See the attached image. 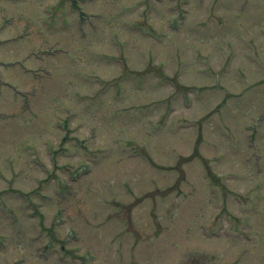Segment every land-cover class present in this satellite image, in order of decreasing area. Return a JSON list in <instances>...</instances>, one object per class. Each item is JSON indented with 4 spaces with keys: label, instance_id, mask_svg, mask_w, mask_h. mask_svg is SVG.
<instances>
[{
    "label": "rangeland",
    "instance_id": "374dc122",
    "mask_svg": "<svg viewBox=\"0 0 264 264\" xmlns=\"http://www.w3.org/2000/svg\"><path fill=\"white\" fill-rule=\"evenodd\" d=\"M261 79L264 0H0V264H264Z\"/></svg>",
    "mask_w": 264,
    "mask_h": 264
}]
</instances>
